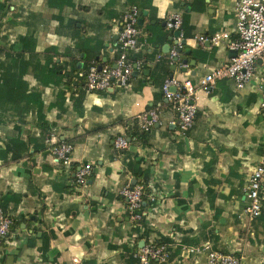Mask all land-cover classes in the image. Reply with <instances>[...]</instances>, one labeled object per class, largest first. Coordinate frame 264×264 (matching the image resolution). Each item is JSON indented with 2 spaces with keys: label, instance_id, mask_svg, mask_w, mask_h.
I'll return each mask as SVG.
<instances>
[{
  "label": "crops",
  "instance_id": "crops-1",
  "mask_svg": "<svg viewBox=\"0 0 264 264\" xmlns=\"http://www.w3.org/2000/svg\"><path fill=\"white\" fill-rule=\"evenodd\" d=\"M71 1L0 0V37H6L0 45L15 46L8 51L26 59L50 47L64 74L52 86L25 67L14 84L30 95L23 112L19 108L0 120V207L16 223L2 244L0 264H128V253L142 247L141 241L162 238L178 249L166 264H205V253L183 256L180 250L181 244L205 242L234 254L239 264H264V206L252 221L243 216L248 179L264 153L256 81L236 89L232 79L221 78L196 89V115L185 136L161 90L167 76L196 85L231 57L226 42L202 45L195 36L231 29L234 0H75L87 12L81 21L67 14ZM131 6L146 13L139 17L141 45L128 58L144 66L132 71L126 85L85 91L74 104L71 95L79 87L74 80L75 87L66 88L68 70L73 64L83 71L91 64L114 65L119 53L114 36ZM172 12L182 16L185 39L176 66L163 61L176 41L162 25ZM19 37H34L36 52L20 51ZM84 82L85 77L79 85ZM150 108L158 109V122L143 137L141 131L136 135L138 115ZM118 135L128 140L123 150L113 145ZM61 141L73 146L68 166L51 154ZM124 155L139 168L149 167L148 181L158 192L157 202L143 203L146 238L133 230L119 195L134 179ZM83 163L92 165V173L78 188L74 172Z\"/></svg>",
  "mask_w": 264,
  "mask_h": 264
},
{
  "label": "built area",
  "instance_id": "built-area-1",
  "mask_svg": "<svg viewBox=\"0 0 264 264\" xmlns=\"http://www.w3.org/2000/svg\"><path fill=\"white\" fill-rule=\"evenodd\" d=\"M234 24L231 29L219 30L210 35H196L195 39L200 44L218 45L226 42L227 47L235 51V56L212 69L203 76L196 85L188 80H180L173 76H167L162 83V94L177 111V126L179 135L185 136L191 128L195 115L196 105L194 97L196 89L212 86L217 79H232L236 89L244 88L254 80L262 97L259 104L260 113L264 117V0H234ZM140 10L131 6L123 14L122 22L118 31L119 53L114 60V65L104 66L98 69L96 64H91L85 71V91L99 93L107 91L114 85H126L135 68L141 67L138 61L135 64L128 58V51L138 50L140 27L138 19ZM165 28L168 31H180L182 16L178 12H172L165 18ZM181 47V44H178ZM177 55L176 45L168 52L167 58L170 63ZM140 129L148 130L158 122V109L150 108L137 117ZM264 143V129L262 131ZM117 150H123L128 145V140L123 135H118L113 140ZM73 146L71 143L61 141L51 146V154L57 163L70 165V153ZM92 173L90 163L81 164L74 172V185L82 188L86 185ZM150 181L146 184L147 201L157 202L158 192L152 187ZM144 187L141 184L127 183L119 190V195L124 199L125 209L129 219L135 223L146 219L142 207ZM247 204L243 209V216L247 221H252L260 216L264 206V153L254 166L246 186ZM12 218L0 207V253L2 244L9 234ZM169 244L144 242L143 246L134 251L133 255L141 264H151L156 260L165 262L169 257ZM183 256L206 254L205 264H239V258L231 253H224L212 248L209 242L201 244H181Z\"/></svg>",
  "mask_w": 264,
  "mask_h": 264
},
{
  "label": "trees",
  "instance_id": "trees-1",
  "mask_svg": "<svg viewBox=\"0 0 264 264\" xmlns=\"http://www.w3.org/2000/svg\"><path fill=\"white\" fill-rule=\"evenodd\" d=\"M140 16L144 13L145 10L140 9ZM5 39L6 37H0ZM19 41L21 42V46L17 47L20 48V51H32L36 52V42L35 38L29 39V37H19ZM14 49V47H9L7 44H1L0 45V52H5L2 59H0V120L4 119L7 114H14L17 113L19 108L21 109L23 107L24 100L27 102L30 95H24V91L21 89H18L14 86L23 76V72L25 70V67H32L33 69V75L34 77L44 84H51L52 86H57L60 84L62 79L64 78V74H61L59 72L61 68V64L57 62L56 55L58 53L48 47L44 50L43 56L40 54L34 55L31 58H24L23 55H15L10 53L9 49ZM12 49V50H13ZM23 54V53H21ZM43 60V62L41 61ZM163 61L169 62L167 55L163 58ZM144 65H142L143 67ZM84 71L82 69H77L75 64L72 65V67L68 70V77H67V83H64L67 87H75L73 84L74 80H77L78 85L81 79H84ZM76 85V87H79L72 92L71 99L74 101V104H76L77 101H81V99L84 96L85 88L84 83L81 85ZM106 91H102L100 93H105ZM35 96L39 99V94L36 92ZM34 96V97H35ZM59 97L61 98V93L59 94ZM36 99V98H34ZM63 99V96H62ZM22 102V103H21ZM23 112V109H21ZM137 131H141L140 136L143 137L144 133L147 130L140 129L139 126L136 125L134 133L137 135ZM121 152V151H120ZM19 158V154L14 155L11 160H15ZM124 164L126 168L132 173L134 176V179H136L137 184H141L144 187L145 193L143 197V203L148 204L147 201V189L146 184L148 182V178L150 177L149 167L146 168H139L137 164H135L134 161L128 156L124 155ZM142 203V207L144 208L145 204ZM11 217V216H10ZM12 218V217H11ZM12 226H14L15 220L12 218ZM144 219L135 222V227L133 228L134 231H136L140 236V238H146L148 232L145 227ZM158 242V241H157ZM153 244H160V243H166L170 244L171 241L169 238H162L159 240L158 243ZM169 250V257L165 262H158L156 260L151 261V264H166L167 261L171 260L173 256L178 254V249L176 248H170ZM126 260L128 261V264H141L139 260L133 256V254L128 253Z\"/></svg>",
  "mask_w": 264,
  "mask_h": 264
},
{
  "label": "water",
  "instance_id": "water-1",
  "mask_svg": "<svg viewBox=\"0 0 264 264\" xmlns=\"http://www.w3.org/2000/svg\"><path fill=\"white\" fill-rule=\"evenodd\" d=\"M144 13H146V11H144ZM142 22H143V19H142V18H139V19H138V24L140 25V24H142ZM162 25H165V22L162 23ZM114 37H115V39H117L118 35L116 34ZM172 37H175V38H176L175 45H176V52H177V55L173 57V66H176L177 62L179 61V55H180V53L182 52V46L185 44V39L181 38V39L178 41V38L180 37V31H179V30H174V31L172 32V35L170 36V38H172ZM178 42L181 44V47H180L179 45H177ZM169 51H170V50L167 49L165 52H169ZM184 52L189 53L190 50H186V51H184ZM235 54H236V52H235V51H232V55H231V57H232V56H235ZM82 56H84V54H82ZM187 62H188L187 59H182V60H181V63H182L183 65H186ZM79 67H80V64H79ZM101 68H102V66L99 65V66H98V69H101ZM136 72H137V71L134 70V73H136ZM131 183H132V185H134L135 180L132 179ZM140 244H141V246H142V245L144 244V241H141Z\"/></svg>",
  "mask_w": 264,
  "mask_h": 264
},
{
  "label": "rangeland",
  "instance_id": "rangeland-1",
  "mask_svg": "<svg viewBox=\"0 0 264 264\" xmlns=\"http://www.w3.org/2000/svg\"><path fill=\"white\" fill-rule=\"evenodd\" d=\"M77 2L78 1L73 0L68 4L67 14L73 21L85 20V18L87 17V12L79 9L77 7ZM77 26H78V23H77Z\"/></svg>",
  "mask_w": 264,
  "mask_h": 264
}]
</instances>
